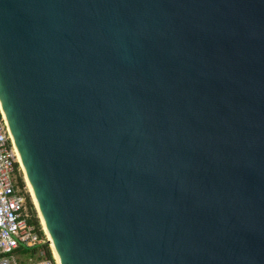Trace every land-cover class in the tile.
<instances>
[{
    "label": "water",
    "instance_id": "1",
    "mask_svg": "<svg viewBox=\"0 0 264 264\" xmlns=\"http://www.w3.org/2000/svg\"><path fill=\"white\" fill-rule=\"evenodd\" d=\"M0 107L61 264H264V0H0Z\"/></svg>",
    "mask_w": 264,
    "mask_h": 264
},
{
    "label": "built area",
    "instance_id": "2",
    "mask_svg": "<svg viewBox=\"0 0 264 264\" xmlns=\"http://www.w3.org/2000/svg\"><path fill=\"white\" fill-rule=\"evenodd\" d=\"M22 177L19 153L0 107V264H57L43 249L45 244L51 247L47 235L43 231L41 235L30 223L33 215L21 186ZM38 250L42 258L38 262L20 256Z\"/></svg>",
    "mask_w": 264,
    "mask_h": 264
},
{
    "label": "rangeland",
    "instance_id": "3",
    "mask_svg": "<svg viewBox=\"0 0 264 264\" xmlns=\"http://www.w3.org/2000/svg\"><path fill=\"white\" fill-rule=\"evenodd\" d=\"M22 179H23V182H24L23 191H24L26 197L29 196V198H30L32 204L34 205V208H35V211H36V214H37V218H38V220H39L40 228H41V230H42L43 232H45L44 229H43V225H42L41 219H40V217H39V213H38L37 207H36V205L34 204L33 198H32V196H31V193H30V191H29L28 185H27V183H26L25 176H24V172H23V177H22ZM45 234H46V233H45ZM48 240H49V239H48ZM50 244H51V243H50ZM49 247H50V246H49ZM50 250H51V254H52V258H53V260L57 263V261H56V259H55V256H54V254H53V251H52V248H51V247H50ZM20 256L23 257V258L25 259V261H26L28 258H29V259H32V262H38L39 260L42 259V258H40L39 250H38L35 254H34V251H29V252L20 253Z\"/></svg>",
    "mask_w": 264,
    "mask_h": 264
},
{
    "label": "bare ground",
    "instance_id": "4",
    "mask_svg": "<svg viewBox=\"0 0 264 264\" xmlns=\"http://www.w3.org/2000/svg\"><path fill=\"white\" fill-rule=\"evenodd\" d=\"M17 150H18V149H17ZM18 153H19V151H18ZM19 160H20V164H21L22 170H23V172H24L25 180H26V183H27V185H28L29 191H30L31 196H32V198H33L34 204H35L36 207H37V210H38V213H39V217H40L41 222H42V225H43V229H44V231H45V233H46V235H47V238L49 239V242L51 243V248H52L53 254H54V256H55V259H56V261H57V264H61L60 261H59V258H58V256H57V254H56V251H55V249H54L53 243H52V241H51V238H50V235H49V233H48V230H47L46 224H45V222H44V219H43V217H42L41 211H40L39 206H38V204H37V201H36V198H35V195H34L33 189H32V187H31V185H30V181H29V179H28V177H27V174H26V172H25V169H24V167H23V164H22V160H21L20 154H19Z\"/></svg>",
    "mask_w": 264,
    "mask_h": 264
},
{
    "label": "trees",
    "instance_id": "5",
    "mask_svg": "<svg viewBox=\"0 0 264 264\" xmlns=\"http://www.w3.org/2000/svg\"><path fill=\"white\" fill-rule=\"evenodd\" d=\"M20 181H21V186L24 187V182H23L22 178L20 179ZM27 202H28V206L31 210V213L33 215V218L30 220V223L34 224L37 227L38 232L42 235L43 232L40 228L39 220L37 218V214H36L34 205L32 204L29 196H27ZM43 249H45L47 257L52 260V254H51V250H50L49 246L47 244H45V245H43Z\"/></svg>",
    "mask_w": 264,
    "mask_h": 264
}]
</instances>
